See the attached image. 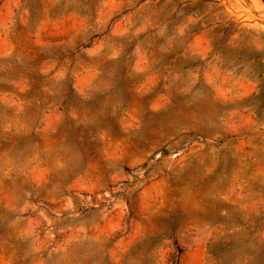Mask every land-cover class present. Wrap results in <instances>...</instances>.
<instances>
[{
  "label": "rangeland",
  "instance_id": "obj_1",
  "mask_svg": "<svg viewBox=\"0 0 264 264\" xmlns=\"http://www.w3.org/2000/svg\"><path fill=\"white\" fill-rule=\"evenodd\" d=\"M236 2L218 20V0H0L10 264H124L133 249L175 264L186 242L165 233L192 178L204 264H264V43ZM132 197L149 226L122 238Z\"/></svg>",
  "mask_w": 264,
  "mask_h": 264
},
{
  "label": "clouds",
  "instance_id": "obj_2",
  "mask_svg": "<svg viewBox=\"0 0 264 264\" xmlns=\"http://www.w3.org/2000/svg\"><path fill=\"white\" fill-rule=\"evenodd\" d=\"M229 0H218L216 5L215 15L218 20H222L226 13L224 12V7L227 6ZM240 0H237L232 7H239ZM250 8H255L258 13L256 20L260 27L256 31V37L264 43V4L259 3V0H251L249 4ZM254 131L260 134L261 140L264 141V123L260 124L258 128H255ZM260 149L264 152V143L261 144ZM207 175V173H205ZM197 183V178H192L188 182V186L182 189V194L176 198V206L181 209L179 214L180 218H174L169 227L170 232H166L165 235L170 236L172 240L181 239L182 243L186 242L187 250L185 251L184 256H177L175 264H204V261L199 255V245L202 242L201 232L203 230L202 217L200 215L201 211V200L198 199L197 193L195 191V185ZM160 206V201H157L154 204L155 207ZM128 209L130 215L124 217V228L122 231H117V235L123 238L124 235L130 234L136 230V222L143 224L145 230L149 226V217L151 212H148L146 215V209L142 208L139 201L136 197H132ZM131 220L132 223L129 224L127 221ZM110 221H104V228H107ZM210 234V233H209ZM186 238V241H185ZM94 239L99 240V237ZM107 247V245H105ZM0 264H10L6 260L2 253H0ZM55 264V262H53ZM70 264H92L91 260L88 258V254H85L83 258L73 259ZM124 264H163L158 257V254L153 252L151 249H145L143 252H140L139 249H133L132 252L124 258Z\"/></svg>",
  "mask_w": 264,
  "mask_h": 264
}]
</instances>
